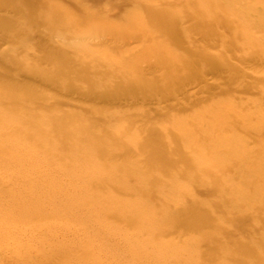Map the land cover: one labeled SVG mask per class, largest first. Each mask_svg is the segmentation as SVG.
Listing matches in <instances>:
<instances>
[{
	"label": "bare ground",
	"instance_id": "6f19581e",
	"mask_svg": "<svg viewBox=\"0 0 264 264\" xmlns=\"http://www.w3.org/2000/svg\"><path fill=\"white\" fill-rule=\"evenodd\" d=\"M21 1L42 9L25 11L29 23L22 28L16 0H0V43L9 44L0 49V264L26 258L30 264H199L203 259L264 264V0ZM91 9L128 17L132 33L86 31L78 38L82 51L76 52L58 48L70 46L59 31L54 30V42L40 30L48 26L41 16ZM25 31L31 46L27 39L16 41ZM108 43L126 45L123 54ZM21 47L36 50L42 63L59 62L43 85L16 81ZM134 49L153 60L145 67L139 59L131 63L124 53ZM110 59L122 68H104ZM129 70L137 78L113 87L103 83L104 76L118 78ZM146 71L160 74L144 79ZM92 75L103 77L96 81ZM208 75L216 82L210 84ZM219 85L225 86L220 94L236 99L213 101L211 92ZM120 86L131 88V103L117 98ZM108 91L117 99L110 102ZM202 92L209 93L204 100L197 98ZM207 99V109H223L229 117L189 125L181 134L170 125L156 127L187 111L183 106L197 107ZM115 103L125 106L111 112ZM66 104L71 108H63ZM137 106L142 109L136 113L127 109ZM114 120L125 127L109 123ZM190 136L195 143L182 149ZM113 163L119 167L111 168ZM54 172L72 179L67 183L72 193L56 197L64 185L61 176L45 179ZM105 184L109 189L103 190ZM167 196L172 201H162ZM149 201L176 214L168 218L152 210V223L125 208L127 202ZM168 227L198 234L183 243L198 249L201 260L168 257L160 248L172 245L158 235L128 231L161 228L165 234Z\"/></svg>",
	"mask_w": 264,
	"mask_h": 264
},
{
	"label": "rangeland",
	"instance_id": "374dc122",
	"mask_svg": "<svg viewBox=\"0 0 264 264\" xmlns=\"http://www.w3.org/2000/svg\"><path fill=\"white\" fill-rule=\"evenodd\" d=\"M16 2L19 4V11H20V14L22 15V19H20V21H19V25H21V24L22 25L21 26L18 25V27H22L23 23L25 25H27L29 23L26 16H24L25 11H30V10L37 11L38 9H42V8L38 7L39 5L38 6L34 5V3L32 4L31 7H28L25 5H21L20 4V3H22L21 0H16ZM74 4H76V5H79V4L92 5L91 0H76V1H74ZM52 5L53 4H49L46 7L50 8ZM100 11H101V13H100ZM1 13H4V12H1ZM99 13L105 14V16L98 17V16H101ZM107 14L108 13H106L104 11V9H102V10L91 9L88 11V13H83V12L81 13L79 11L71 13V12H67L65 10H60L55 15L51 14V15L41 16L38 19L41 23H43V24L45 23L48 25L44 28H40V30H42L44 32V34H46L48 40H49V38L51 41H54V42H56V40H58V38L56 37L55 32H54V30H57L60 32V35L65 37L66 42H68V44H70L69 47H66V45L61 44V45H58V48L63 47L64 49H71L74 51L76 50V52H81L82 50H78V48H79V45L82 43H80L78 38H79V35H81L82 33L83 34L87 33L86 31H88V32L89 31H93V32L99 31L100 35H103L104 32H101V30H103V29L105 30L106 28L107 29L113 28V29L126 31V33H125L126 35L132 33L131 32L132 31L131 21L128 17L119 18L115 15H112V14L107 15ZM52 23L56 24L55 27H50V26H52ZM28 35H30V34L27 31H25V35H23V36L16 34V41L21 42V41H24L27 39L26 45L31 46L33 41L31 38L28 37ZM106 37L108 38L109 36L107 35ZM108 45L110 47L111 46H117L118 52H120L122 54H123L124 48L126 47V45L121 46V44H119V43H117V44H109L108 43ZM8 47H9L8 43H0V49H8ZM206 50H209L208 47L206 48ZM211 51H213V50L211 49ZM146 53L147 52L144 51L143 49H134L132 51L125 52L124 55H129L130 57H132V59H130L131 63L135 62V59H139L140 61H144V63H142V65L145 67L146 62L149 61V58H151L150 55H148ZM108 55H112V54L108 53ZM224 58L228 59V57L226 55L224 56ZM53 62H54L53 64H49V63H45V62L42 63L39 60L37 51L34 49H31V48L27 49L26 47H21L20 49H17L16 50V70H17V72H16L17 80L16 81L33 82V83L43 85V83H42L43 80L48 76L47 72H53V70H51V67H53L54 64L56 66H58V64H59V62L56 60ZM106 62H108V64H105V67H104L106 69H112L116 66V63L109 64V62H112L111 59H110V61L107 60ZM20 64H22V65H20ZM139 64H140V62H139ZM36 66H39V68H40L38 72H36ZM19 67H21V69H19ZM116 67L122 68L120 65H117ZM159 74H160L159 72L146 71V74H145V76H143V78L144 79H151V78H153ZM136 76H137V74H135L134 72L129 70V71H125L123 73V75L121 77H118V78H114L111 75H106L104 77L100 76V75H92V78L98 79L96 81H99L103 77V81H104L103 83L105 85H108L109 87H113L114 83H120L123 81H127L129 78H137ZM211 76L212 75H208V78H209L208 82L210 84L211 83L213 84L214 82H216V80L214 79V77H211ZM73 77L76 78L77 77L76 74L71 77L72 80H75ZM65 78L67 79L66 76H65ZM66 79H64V81ZM91 81L95 82V80H91ZM85 85H87V83H82V84L80 83L81 88H83V86H85ZM219 86L221 87V89H215L213 92H211V94L213 95L212 96L213 101H216L218 103L219 102L225 103L228 101H233V99H236V97H231L230 95L229 96L228 95L223 96L222 94H220L222 88L225 86L224 85H222V86L219 85ZM95 89H96V92H99L101 89L100 85L95 83ZM111 92H112V90H111ZM217 92L219 94H217ZM62 93H63V91H62ZM113 94H111L109 92V94L106 95V98H108V99L111 98L110 102L116 100L117 98L126 99V102L128 104L132 102L131 99L127 100V98H129L132 94L131 88L129 89V88L123 87L121 89V86H120V89H118V91L116 90V93H115L118 95V97L115 98L113 96ZM208 95H209V93L202 92V93H199L197 98H202V100H204L207 98ZM235 96H237V95H235ZM244 97H247V96L244 95ZM60 98H62L61 101L64 103L70 102V100L66 96H61ZM179 98H180V96H179ZM205 101L206 102H203L201 105H198L197 107H193V108L187 107V105L183 106L182 109H188V110L185 111L184 113L183 112L180 113L179 115L169 116L167 121L165 120V121L156 123V127L158 129H163L165 126L170 125V126L174 127V131L176 133L181 134L185 130L188 129L189 125H192V124L194 125L197 123L200 124L204 121H212V120L219 121L220 119H226L227 117H229V115L223 109H212V110L207 109L206 107H207V104L209 103L208 102L209 100L207 99ZM164 104L162 103L161 106H163ZM66 105L67 106H64L63 108L70 107V106H68V104H66ZM120 106H125V104L124 103H122V104L115 103L110 108L111 109L110 111L111 112H114V111L118 112L119 109H122ZM148 107L150 109H156V106L154 104H151ZM124 109H126V108H124ZM127 109H135L132 112L136 113L137 111H140V109H142V108L137 106V107L127 108ZM137 109H139V110H137ZM107 113L108 112L106 111V113H104V115ZM109 123L111 125H116L117 127L118 126H120V127L124 126L125 127V123L122 120H114V121L109 122ZM131 129H132V131H137V124H134L131 127ZM136 137H137V135H136ZM165 139H167L166 141L169 142V139L167 137ZM192 143H195L194 136H190L185 141H183L181 143V148L185 149V148H187V146L192 145ZM172 145H173V143H171L170 146H172ZM197 145L200 146L199 143ZM233 157H235V156H233ZM98 162H102V160L99 159ZM118 167H119V164H117V163H113L111 165V168H114V169H116ZM160 175H161V173H159L158 176H160ZM59 176H61V179L64 182V185H61L62 186L61 192L58 195H56V197L72 193L73 189L69 188L67 185V183L70 182L72 179H69L68 177L62 176L59 172H54L52 174H49L45 177V179L46 180H54V179L56 180ZM203 178L206 179V177H203ZM124 179H126V178H124V177L123 178H116L113 181L116 182L117 180L119 181V180H124ZM163 180H165V182H167V183L170 182V180L166 179V178H164ZM138 184L143 185L144 183L142 184V181L140 180V181H138ZM182 184H184V183H182ZM189 188L194 190L193 186L192 187L189 186ZM107 189H109V186L107 184H105L103 186V190H107ZM200 189L201 188H199V190ZM196 198L203 200V197L200 195H197ZM164 199H166V201H169V200L172 201L171 197H168V196L163 197L162 201H164ZM213 200H218V198L217 199L214 198ZM111 205L115 206V205H117V203H111ZM142 206H147L150 210H144L141 208ZM125 208L126 209L132 208L130 215H133L135 217L140 218L141 221H145V219H147L148 221L151 220V222H152V217H153V215H152L153 212H151L152 210L156 211V213H160L162 211L164 217H168V218L174 217V215L176 214L174 210L162 209V205L160 203L152 202V201L142 202V203H139L138 205H134L131 202H127L125 205ZM124 214H126V213H124ZM111 225H113V223H111ZM224 225L229 227V225H227V224H224ZM166 230H168L169 232H166L165 234H163L164 230L161 228L154 229V233H151V231H148V230H144L145 232H143V231H136V230L129 229L128 231L143 235L145 238H149L150 235H152V234L158 235V238L161 241L172 245V247H169V248H164V247L160 248V252L162 254L168 256V257L187 256L189 258L192 257V259H196V260L200 259L201 260V258H198V252H199L198 249L183 243L184 239H196L198 237V234L192 233L191 231H187V230H182L181 234H179L178 232L177 233L175 232L173 227H168ZM16 246H18V245H16ZM203 249H204V247L202 248V250ZM154 253H155V250L150 252V254H154ZM202 261L203 262H200L199 264H215L214 261H212V263L211 262L206 263V261H204V259ZM30 262L32 263V261H30L29 258L28 259L26 258L23 261H21V264H26V263L30 264Z\"/></svg>",
	"mask_w": 264,
	"mask_h": 264
}]
</instances>
